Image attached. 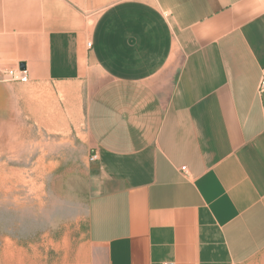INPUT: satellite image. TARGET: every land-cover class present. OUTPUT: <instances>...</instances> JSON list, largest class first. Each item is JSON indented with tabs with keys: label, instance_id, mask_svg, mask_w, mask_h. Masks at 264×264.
Returning a JSON list of instances; mask_svg holds the SVG:
<instances>
[{
	"label": "crops",
	"instance_id": "crops-1",
	"mask_svg": "<svg viewBox=\"0 0 264 264\" xmlns=\"http://www.w3.org/2000/svg\"><path fill=\"white\" fill-rule=\"evenodd\" d=\"M20 64L93 87L90 264L264 254V0H0V74Z\"/></svg>",
	"mask_w": 264,
	"mask_h": 264
},
{
	"label": "rangeland",
	"instance_id": "rangeland-1",
	"mask_svg": "<svg viewBox=\"0 0 264 264\" xmlns=\"http://www.w3.org/2000/svg\"><path fill=\"white\" fill-rule=\"evenodd\" d=\"M0 85V264H90L93 87Z\"/></svg>",
	"mask_w": 264,
	"mask_h": 264
},
{
	"label": "built area",
	"instance_id": "built-area-1",
	"mask_svg": "<svg viewBox=\"0 0 264 264\" xmlns=\"http://www.w3.org/2000/svg\"><path fill=\"white\" fill-rule=\"evenodd\" d=\"M86 46L89 48L90 43H87ZM0 82L1 83H17V84H27L28 83V76L26 73V70H20V68L16 69H9L7 71H4L0 74ZM264 88V81H261L259 84L258 91L260 92ZM97 157L94 155L90 156V161H95ZM179 172L182 173L183 175H187L186 173V167L181 166L179 168ZM165 264H172V263H165Z\"/></svg>",
	"mask_w": 264,
	"mask_h": 264
},
{
	"label": "water",
	"instance_id": "water-1",
	"mask_svg": "<svg viewBox=\"0 0 264 264\" xmlns=\"http://www.w3.org/2000/svg\"><path fill=\"white\" fill-rule=\"evenodd\" d=\"M18 67L20 68V70H24L25 69L23 64H20Z\"/></svg>",
	"mask_w": 264,
	"mask_h": 264
}]
</instances>
